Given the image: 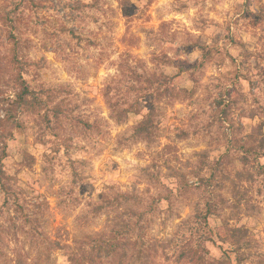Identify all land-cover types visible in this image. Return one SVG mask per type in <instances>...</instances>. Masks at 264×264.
I'll list each match as a JSON object with an SVG mask.
<instances>
[{
  "label": "rangeland",
  "instance_id": "374dc122",
  "mask_svg": "<svg viewBox=\"0 0 264 264\" xmlns=\"http://www.w3.org/2000/svg\"><path fill=\"white\" fill-rule=\"evenodd\" d=\"M19 73L32 94L8 141L16 197L0 190V264H70L62 250L45 261L43 237L80 243L107 229L112 213L92 210L101 191L172 202L146 240L180 236L182 219L221 197L211 228L243 226L244 264L264 263V150L251 149L264 124V0H0V89L11 98ZM165 77L173 93L158 99ZM104 92L132 106L123 122ZM149 110L152 144L132 136ZM208 248L225 258L228 244ZM175 256L152 264H188Z\"/></svg>",
  "mask_w": 264,
  "mask_h": 264
},
{
  "label": "trees",
  "instance_id": "16d2710c",
  "mask_svg": "<svg viewBox=\"0 0 264 264\" xmlns=\"http://www.w3.org/2000/svg\"><path fill=\"white\" fill-rule=\"evenodd\" d=\"M120 3L123 5L125 0H120ZM17 45L16 41L12 42L14 62L19 60ZM16 80L19 81V92L15 94L14 98H11L0 89V190L4 194V201L6 202L16 197V192L10 184V178L6 171L8 141L11 138L12 129L18 126L19 112L23 111L28 103L31 104L28 95L32 94L22 74L19 73ZM159 80L161 82L157 89L158 99L166 95L171 96L173 88L165 87L161 90V86L166 85L167 78ZM103 96L111 111L110 117L118 122H123L127 117V113L132 111V106L117 109L116 103L110 99L107 92H104ZM138 111L139 109H137ZM155 115L157 114L154 110H149L143 120L137 124L132 135L135 140H143L148 144L155 141L153 136ZM263 125V123H260L257 126L256 134L253 135L257 144L252 146L251 149L256 155L261 154V151L264 150ZM170 175L177 177L174 170L170 171ZM150 180L157 185L166 187V184L161 182L157 175L151 174ZM109 193L101 191L96 197V203H93L92 209L96 214L108 212L109 215L112 213L107 229L97 232L89 241L80 243L76 241L68 242L61 237L51 238L45 235L43 237V246L46 251L45 261L51 259L53 251L62 250L70 264H103L104 258L111 257H115L118 264H152L153 257L160 251L166 253L168 250L174 251L176 254L175 262L188 264H244L252 253L251 239L248 230L243 226H235L227 221L211 228L209 219L211 215H215L216 211L220 209L218 203L223 202L221 197L219 202L215 200L208 201L205 205V212L195 207L192 215L182 219L179 224L182 230L180 236L146 240L145 231L150 226L155 212L158 210L160 213L169 211L172 208V202L167 197L158 195L157 199L153 197V201L145 204L142 196L136 193H130L129 191L116 194ZM162 201L167 202V207L164 210L160 208ZM140 206H143L144 209L140 210ZM164 220L166 218H162V221ZM28 221L33 222L32 219ZM205 228H209L207 232L204 231ZM216 239L228 244V248L225 250L227 253L225 258H216L208 248V242L214 243Z\"/></svg>",
  "mask_w": 264,
  "mask_h": 264
}]
</instances>
